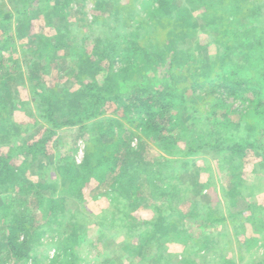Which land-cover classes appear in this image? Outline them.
<instances>
[{
    "label": "trees",
    "instance_id": "16d2710c",
    "mask_svg": "<svg viewBox=\"0 0 264 264\" xmlns=\"http://www.w3.org/2000/svg\"><path fill=\"white\" fill-rule=\"evenodd\" d=\"M35 1L39 4L49 0ZM144 3L150 21L156 19L159 23L163 18L161 15L174 18L175 22L172 21L163 36V31L158 28L159 37L154 38L151 26L145 23L148 36L143 40L132 29L121 43L119 38L115 40L114 32L107 33L106 37L99 36L92 45V52L82 42L77 43L74 47L78 48L74 49L78 51L77 66L65 71V75H71L74 85L63 93L49 86L45 79L47 70L35 71V81L40 85L33 88L34 95L41 102L42 119L51 127L46 128L42 137L25 143H18L21 135L17 127L21 125L13 116L14 108L26 105L17 98L24 71L16 53H12L16 50L13 44L4 38L6 41L3 40L4 44L0 46V191L6 195L0 203V218L4 225L0 234V254L3 251L11 253L18 263L24 264H42L40 255L47 264H81V230L91 221L86 216V201L93 200L100 201L97 206L105 209L104 218L97 224L120 226L117 234L124 229H134L141 231L139 242L142 237L147 243H150L148 239L158 238L160 244L164 240L176 242L193 252L197 247L205 253L214 249L212 235L198 237L186 228L180 231L175 228L177 224L174 225L173 217L180 218V222L189 219L201 225H219L225 222L226 216L219 215L220 210L213 213V209H208L207 218H203L198 212L184 213L173 207L185 199L182 193L187 189L178 175L163 171L164 166L171 163L163 152L171 154L174 150H182L183 156L187 157L216 150L221 160L230 165L231 175L238 179L227 189L228 198H246L243 181H239L243 179L246 157L249 151L264 157V0H181L178 4H173L172 0H144ZM24 8L27 12V6ZM65 8L58 7L55 15H65ZM108 15L117 21L122 18L118 11ZM12 16L10 11L0 9L2 21L11 23ZM207 23L210 28L206 29L211 31L214 39L213 52L203 46L199 37ZM4 24L0 25L2 33L8 29ZM196 35L195 46L205 47L210 52L207 56H197L193 50H188L194 49L195 46L191 47ZM189 38L192 39L190 44ZM45 42L43 53L48 56L55 55L60 49L48 48L52 42ZM22 46L24 52L29 50L28 45ZM16 64L19 71L14 75ZM14 83L18 88H14ZM109 104L122 110L121 117L135 129L127 127L121 119L105 117L101 122L102 136L87 140L83 161L78 164L72 160L64 165L71 192L82 202L81 208L65 214L59 197L37 195L35 191L30 196L25 194L26 188L34 187L16 165V155L27 150L35 156L39 153L47 155V145L56 135V128L79 126L83 133L87 123L100 111L107 110ZM236 114L240 117L234 121L232 117ZM238 133L239 140L236 139ZM123 136H127L125 141ZM134 138L137 139L135 143ZM152 142L162 147V153ZM6 146L8 151L3 152ZM93 180L97 193L87 194L84 189ZM155 187H161L164 194L156 195ZM16 188L19 191L14 192ZM167 200L172 202L165 205ZM26 204L36 208L20 216L17 211L20 207L16 206ZM40 208L41 218L46 219L44 224L38 222L36 213ZM247 209L248 217L244 216L240 222L245 230L247 226L255 225L249 230L256 236L250 240L251 248L258 246L262 238L264 204H249ZM136 211H143L144 215L137 219ZM108 216L111 217L109 220ZM49 220L53 221L48 223ZM135 220L137 222L133 223ZM66 226L67 231H63ZM152 228L153 233L146 236ZM48 232L53 238L48 244L56 247L53 256L40 254L35 248L40 237ZM137 244L131 242L130 250H135ZM217 259V255L211 256V261ZM187 262L196 264L193 260ZM232 263L235 264L230 258L223 261V264Z\"/></svg>",
    "mask_w": 264,
    "mask_h": 264
},
{
    "label": "rangeland",
    "instance_id": "374dc122",
    "mask_svg": "<svg viewBox=\"0 0 264 264\" xmlns=\"http://www.w3.org/2000/svg\"><path fill=\"white\" fill-rule=\"evenodd\" d=\"M180 1L172 0V3L178 4ZM65 4L66 6H64ZM144 4V0H49L46 2L42 1L39 4L35 0H0V9L13 13L10 19L11 23L2 21L0 18V25L5 23L10 30L6 29L9 31L10 36L6 30L4 33L0 31V46L6 41L4 38L13 44V48L16 50L12 53H16L17 56L15 57L20 62L21 70L24 71L23 79L20 81V94L17 95V98L23 100L26 105H19L20 108L16 107L13 109L14 119L21 125L17 127L21 135L17 139L18 143H21V141L25 143L34 138H40L45 134L46 128L48 126L51 127L47 120L42 119V111L41 107H39L41 102L39 97L34 95L33 88H37L40 85V83L35 81L37 76L35 71L43 72V70H47L45 79L49 86L63 93L70 90L69 88H73L74 85L71 75H65V71L66 69L70 70L75 65L77 66L76 52L78 51L75 50L78 48H74L77 43L82 42V44L87 46V50L92 52V45L100 39L99 36L106 37L107 33L114 32L115 40L119 38L121 43L125 41L124 38L127 32L129 30L131 32L132 29L136 31L139 39L142 38L143 40L148 36V28L145 23L151 26V33H154V38L159 37L158 28L163 31V36L164 31H167V27L174 18L171 19L169 15H161L163 18L159 23L156 19L150 21L151 16L148 15L149 11ZM25 6H27V12L24 8ZM61 6L66 7L65 15H55L56 9L58 7L61 8ZM117 11L122 14L120 21H117L112 15H108L109 13L115 14ZM196 15H201V13ZM206 28H210V23H207L205 28L201 29L200 41L203 46L207 49L209 48L210 52H213L214 39L211 31ZM197 37L198 35L193 40L191 48L195 46ZM48 40L52 42L48 48H60L55 55L48 56L43 53L45 49L42 48V45L45 47L43 43ZM187 40L190 44L192 39L189 38ZM23 44L29 46L28 51L24 52ZM205 47L195 46L194 49L188 50H193V53L197 54V56H207L210 52L206 51ZM70 49L74 51V55H72L73 51ZM26 60H30L28 64ZM120 64L117 67H120ZM17 67L18 65L16 64L15 69H13L14 75L17 74V70L19 71ZM14 88H18L15 83ZM50 93L52 92L50 91ZM104 110L100 111L99 115L87 123V129L83 133L79 130V126L56 128V135L48 142L47 155L39 153L35 156L28 150L23 154L16 155V165L23 170L27 180L33 183L32 187H34L26 188L25 194L30 196L35 191L37 195L42 194L45 197H59V202L64 207V211H66L65 214L71 210L74 213L76 209L81 208L82 202L71 192V183L68 174L64 172V165L72 160H75L78 164L80 163L78 159L82 158L83 153L85 157L87 140H94L102 136L103 130L101 127L103 125L101 126V122L104 121L105 117H116L121 119L127 127L135 129V126L131 125L128 120L121 117L122 110H117L115 104H109L107 110ZM31 113L33 116L30 115ZM239 117L240 115L236 114L232 119L236 121ZM240 133L244 134L243 130ZM236 136V139L239 140V133ZM125 137L127 138V136H123V141L126 140ZM136 141L137 139L134 138V143ZM152 143L156 149L161 151L162 147L158 143ZM7 151L8 148L6 146L3 148V152ZM173 152L175 153L167 154L163 152L171 160V163L164 166L163 171L169 172L168 174L172 176L178 175L187 189L186 193H182L185 199L181 201V204H176L173 207L184 213L198 212L203 218H207L208 209H213V213H217L220 210L222 213L219 212V215L223 214L226 216L225 222L219 225H201L200 222L197 223L195 222L196 220L189 219L180 222L181 219L175 216L173 217L176 220L174 225L177 224L175 228L180 231L186 228L194 236L198 237L203 234L212 235L215 238L214 249H210L205 253L204 250L199 251L200 248L197 247V251L193 252L190 248H185L176 242L166 243L164 239L161 242L163 244H160L158 238H153V241L148 239L150 243H147L146 238L143 240L142 237L143 241L139 242L141 231L134 229H132L133 231L124 229L123 231L121 230L120 234H117L120 226L117 228L110 226L111 224L108 226L97 224L98 220L104 218L105 209L101 210L104 206H97L100 201L94 202L93 200L86 201V207L88 208L86 216L91 221L81 230L83 234L79 247L81 264H188L187 260H193L196 264H204L206 261V264H223L226 258L232 259L235 264H264V229L260 235L262 238L259 245L250 248L252 244L250 240L256 236L254 232L249 230L255 225L251 224L245 230V226H242L243 222H240L241 219H244V216L248 217L247 207L249 204L256 205L258 202L264 204V157L249 151L243 168V179L239 180L240 182L243 181L242 190L246 198L235 196L229 199V191L227 189L230 188V184L238 179L231 175L229 171L230 165L221 160V156L216 150H206L187 157L183 156L182 150H178V152L174 150ZM95 183V180L91 181L85 187L84 192L96 194L97 187ZM0 188L2 187L0 186ZM17 190L19 191L17 188L14 189V192H17ZM156 190L158 192L156 195L163 193L161 187L158 189L155 187ZM5 195V192L0 191L1 204ZM230 195L232 194L230 193ZM168 202L171 203L172 201L167 200L165 205H168ZM16 207H20L17 210L20 216L31 213L36 208L32 204L17 205ZM42 208L38 209L36 214L38 222L44 224L46 219L41 218L40 210ZM143 213V211H136L137 219L143 216ZM110 218L108 216V220ZM1 220L0 218V234L3 231L2 226L4 227ZM52 221L49 220L48 223ZM136 222L137 220L133 221V223ZM120 223L124 224L122 221ZM62 230L67 231V226L62 228ZM152 231L153 228L151 232L145 233L146 236L147 234H152ZM148 236L151 237L153 235ZM23 239L24 237L21 236V240ZM52 240L50 232L43 234L35 244L36 251L40 250V254L49 253L53 256L56 253V247H54V244H48ZM226 240L227 243L225 244ZM131 242L138 243L135 250H130L129 244ZM214 255H217L218 259L211 261V256ZM40 257L42 264H47V260L44 261L43 259L44 256L40 255ZM0 264L24 263H18V259L13 258L11 253L7 254L3 251L0 254Z\"/></svg>",
    "mask_w": 264,
    "mask_h": 264
},
{
    "label": "built area",
    "instance_id": "2783aa9c",
    "mask_svg": "<svg viewBox=\"0 0 264 264\" xmlns=\"http://www.w3.org/2000/svg\"><path fill=\"white\" fill-rule=\"evenodd\" d=\"M81 157H82L81 159H78L79 162H81L84 159V153Z\"/></svg>",
    "mask_w": 264,
    "mask_h": 264
},
{
    "label": "crops",
    "instance_id": "0c3cea01",
    "mask_svg": "<svg viewBox=\"0 0 264 264\" xmlns=\"http://www.w3.org/2000/svg\"><path fill=\"white\" fill-rule=\"evenodd\" d=\"M207 224H208V223H207ZM207 224H206V225H207ZM202 236H204V234H203ZM205 259H206V258H205ZM206 262H207V261H206ZM206 262H205L204 264H206Z\"/></svg>",
    "mask_w": 264,
    "mask_h": 264
}]
</instances>
